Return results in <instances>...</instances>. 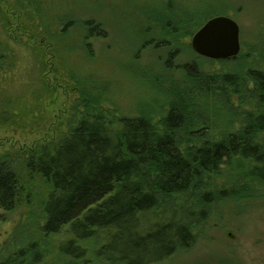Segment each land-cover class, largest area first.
Wrapping results in <instances>:
<instances>
[{
    "label": "rangeland",
    "instance_id": "374dc122",
    "mask_svg": "<svg viewBox=\"0 0 264 264\" xmlns=\"http://www.w3.org/2000/svg\"><path fill=\"white\" fill-rule=\"evenodd\" d=\"M104 2L115 10L111 15L108 10L100 11L98 21L104 25L106 38L84 40L81 30L70 29L66 36L51 40L40 35L42 26L33 30L44 36L42 43L35 42L29 31L23 33L16 24L19 19L30 26L26 12H21V18L9 16L13 26L8 32L0 25V42L9 50L0 73V159L13 170L20 190L17 207L12 212L0 211V264L11 263L30 245L36 246L42 259L33 263L28 257L21 264H74L57 250L59 243L72 239L65 229L56 235L42 232L44 204L52 187L30 172L26 162L36 146L55 140L87 111L104 113L108 120L143 116L162 132L170 105L178 108L176 100H180L193 112L187 121H194L196 114L204 118L197 130L185 128L176 134L187 155L199 145L198 137L212 142L228 138L263 108L251 95L248 74L264 71V0ZM152 12L192 29L176 37L146 38L142 30L154 27L145 21L154 16ZM85 13L78 11L77 15L89 16ZM218 16L239 26L241 49L234 60L202 58L191 49L193 35ZM185 65L195 66L210 81V90L195 85L183 71ZM227 75L233 84L224 81ZM254 166L250 159L233 157L218 174L205 176L198 193L210 195L213 201L209 204L201 205L198 195L160 198L151 220L164 219L166 207L178 215L180 210H191L194 217L188 225L195 243L157 264H264V181L254 180ZM187 217L180 220L186 222ZM78 244L88 252L86 262L77 264H99L93 255L98 243Z\"/></svg>",
    "mask_w": 264,
    "mask_h": 264
},
{
    "label": "trees",
    "instance_id": "16d2710c",
    "mask_svg": "<svg viewBox=\"0 0 264 264\" xmlns=\"http://www.w3.org/2000/svg\"><path fill=\"white\" fill-rule=\"evenodd\" d=\"M3 6L9 10L5 11ZM102 9L110 15L115 12L104 0H0V25L4 31L11 30L9 16L20 17L21 12H26L24 17L30 26L22 25L19 19L16 24L23 33L29 31L35 42L44 38L33 32L42 26L40 35L51 40L66 36L70 29L81 30L84 40L106 38L104 25L98 21ZM78 11L89 16L77 15ZM151 14L154 16H147L145 21L154 27L142 30L146 38L160 34L176 37L192 29L164 21L155 12ZM8 52L7 45L0 42V73ZM182 69L202 90L211 85L195 66L185 65ZM248 77L253 84L251 95L261 108L263 105L262 110L228 138L212 142L205 136L198 137L199 145L187 155L176 134L185 128L197 130L204 118L196 114L194 121H187L193 112L180 100H176L178 108L170 105L162 121V132L143 116L108 120L104 113L91 110L55 140L36 146L26 167L52 187L44 204L42 232L56 235L65 229L72 237L58 244L59 254L74 264L85 261L88 251L78 243L91 241L98 243L93 255L99 264L163 262L180 250L190 249L195 237L188 225L194 217L191 210H180L178 215L166 207L168 215L164 219L151 220L161 197L198 195L201 205L211 203L210 195L198 193L204 177L218 174L220 167L233 157L252 160L254 180L264 181V71H250ZM224 79L234 83L228 75ZM223 94L226 102V92ZM257 133L263 135L260 140ZM19 195L16 175L6 160L0 159V211L12 212ZM181 216H188V220H180ZM28 257L38 263L42 254L30 245L9 264H21Z\"/></svg>",
    "mask_w": 264,
    "mask_h": 264
},
{
    "label": "water",
    "instance_id": "95a60500",
    "mask_svg": "<svg viewBox=\"0 0 264 264\" xmlns=\"http://www.w3.org/2000/svg\"><path fill=\"white\" fill-rule=\"evenodd\" d=\"M238 24L224 16L208 20L192 37L191 49L199 57L222 61L240 53Z\"/></svg>",
    "mask_w": 264,
    "mask_h": 264
}]
</instances>
